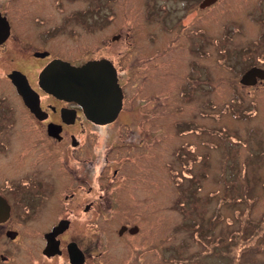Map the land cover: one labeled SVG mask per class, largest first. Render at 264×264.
Listing matches in <instances>:
<instances>
[{
	"label": "flooded vegetation",
	"instance_id": "af4514ba",
	"mask_svg": "<svg viewBox=\"0 0 264 264\" xmlns=\"http://www.w3.org/2000/svg\"><path fill=\"white\" fill-rule=\"evenodd\" d=\"M130 4V0H0V264H106L103 258L108 249H104L114 241L130 256L125 264H139L137 254L143 243L151 249L157 246L159 251L161 241L165 242L166 222L163 215L149 216L155 207H165L164 198L153 199L150 192V165L159 157L148 150L137 154L131 150L144 148L151 143L149 138L167 136L166 111L160 106L151 111L146 103L127 105L126 97L133 84L138 94L151 86H164L170 72L166 66L179 55L187 60L186 74L178 79L184 80L179 95H210L208 67L192 56H209L207 33L193 28L184 32L185 40L179 39L185 30L182 16L239 14L262 27L257 39L233 44L231 33L240 28H233L232 21L224 41L215 44L222 54L217 64L238 73L242 90L264 86V0H144L145 20L152 22L157 16L166 32L178 35L158 48L157 56L146 58V73L141 78L134 72L140 58L133 55L138 32L130 21L135 14ZM118 11L124 12L128 32H116L110 41H102L103 55L87 56L79 48L54 47L58 27L75 36V27L93 31L101 27L104 14L116 19ZM55 12L60 15L57 25L52 24ZM172 15L175 18L169 24ZM139 28L150 45L157 33ZM154 59L158 62L152 68ZM55 60L77 67L93 60L110 61L123 93L118 117L112 122H95L81 104L47 92L40 77ZM250 70L255 71L254 78L243 82ZM177 124V129L186 126L183 121ZM178 149L173 155L175 168L171 162L169 171L172 176L189 177V187H183L184 178L177 185L182 194L195 200L201 184L195 177L209 175V165L199 170L194 165L208 156L189 157L182 146ZM133 207L139 208L137 215L119 212ZM104 220H112L108 234ZM74 249L79 252L77 258L71 255Z\"/></svg>",
	"mask_w": 264,
	"mask_h": 264
},
{
	"label": "rangeland",
	"instance_id": "374dc122",
	"mask_svg": "<svg viewBox=\"0 0 264 264\" xmlns=\"http://www.w3.org/2000/svg\"><path fill=\"white\" fill-rule=\"evenodd\" d=\"M130 1L129 7L135 10L130 21L133 20L131 24H134L135 31L138 32L133 55L140 58V62L135 64L134 72L141 78L146 73V58L149 55L157 56L156 50L164 47L178 34L170 35L166 32L157 16L154 21L147 22L142 11L144 0ZM73 5L72 2L69 8L73 9ZM123 13L118 11L116 19L104 14L101 27L93 31L75 27L78 33L76 35L74 30L75 36L63 32L62 28L58 27L54 47L79 48L87 56L103 55L102 41H110L116 32L123 35L128 32ZM238 15L181 18V26H184L185 30L179 39L185 40L184 32L193 28H203L207 33L209 43L206 50L209 56H192L193 60L196 59L199 64L208 67L212 76L209 84L210 95L201 92L186 94L183 97L179 95V84L182 85L184 80L180 82L178 79L180 75H185L187 70V60L184 62L180 55L176 61H171L166 66L170 72L165 75L164 86H151L138 94L133 84L127 91V105L146 103L151 105V111L158 106L166 111L167 136L149 138L148 142L151 143L145 144L144 148L131 150L136 154L147 150L158 155L165 153L157 155L159 159L150 165L151 197L159 200L163 197L165 207L162 209L161 204V207H155L149 215H163L166 222L165 242L161 241L159 251L157 246L151 249L147 244H141V253L137 254L139 264H264V86L250 91L242 90L237 81L238 73L217 64L222 54L215 42L224 41V35L232 29L228 27L232 21H235L233 28H240V32L231 33L233 44H246L257 39L262 32V27H258L257 23L244 17L241 19ZM53 18L52 24L57 25L60 15L55 12ZM174 18L173 15L169 16V24ZM211 18L215 21H208ZM139 27H148V31L157 33L150 45L147 43L148 37L144 36ZM157 62L156 59L150 62L152 68ZM155 70L158 71L157 68ZM159 112L156 108L154 113ZM155 121H158V117ZM178 121H183L186 126L177 129ZM184 129L196 131L187 133ZM234 143H237L236 147L232 145ZM180 146L182 152L189 157L208 156L203 163L197 162L194 165L198 170L209 165L206 170L209 175L201 174L195 177L196 182L199 178L201 182L197 190L198 198L195 200H190L187 195L182 194L177 185L181 184L184 178L183 187H189V177L172 176L169 171V163L172 162V168H175L173 155L180 151ZM212 194H217V197L212 198ZM138 209L121 208L119 212L137 215ZM115 217L119 218L117 215ZM111 221L104 220L103 223L104 232L107 234ZM116 222L117 219L113 221L114 224ZM117 243L114 241L112 245L104 247V251L108 249V256L103 258L104 263L125 264L126 259L130 257Z\"/></svg>",
	"mask_w": 264,
	"mask_h": 264
},
{
	"label": "water",
	"instance_id": "95a60500",
	"mask_svg": "<svg viewBox=\"0 0 264 264\" xmlns=\"http://www.w3.org/2000/svg\"><path fill=\"white\" fill-rule=\"evenodd\" d=\"M254 76L255 71L250 70L243 82ZM40 82L47 92L81 104L86 116L98 123L114 121L122 109L123 93L116 70L108 60H93L78 67L55 60L44 70ZM78 253L75 249L71 251L74 258Z\"/></svg>",
	"mask_w": 264,
	"mask_h": 264
}]
</instances>
